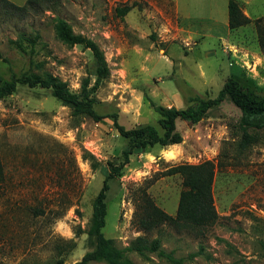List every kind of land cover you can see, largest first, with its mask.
<instances>
[{
	"label": "rangeland",
	"instance_id": "374dc122",
	"mask_svg": "<svg viewBox=\"0 0 264 264\" xmlns=\"http://www.w3.org/2000/svg\"><path fill=\"white\" fill-rule=\"evenodd\" d=\"M234 1L250 19L235 30L228 27L229 0H52L24 11L0 0V75L27 72L30 57L10 41L39 36L34 59L43 70L79 95L87 79L97 112L116 114L127 129H159L156 107L183 109L195 97L216 98L229 78L264 99L257 31L264 28V0ZM133 3L128 14L116 12ZM60 22L84 42L59 40ZM88 42L101 49L109 68L99 85ZM240 118L225 101L197 124L177 121L181 144L134 152L109 180L104 235L120 248L140 236L161 237L163 249L183 258L203 248L189 264H264V130H250L258 141L241 150ZM127 146L112 117H75L48 89L19 85L1 99L0 264H75L93 250L92 204ZM205 161L215 165L213 226L197 234L169 224L147 233L135 225L144 191L175 217L182 178L166 171ZM128 257L135 264H169L156 254Z\"/></svg>",
	"mask_w": 264,
	"mask_h": 264
},
{
	"label": "trees",
	"instance_id": "16d2710c",
	"mask_svg": "<svg viewBox=\"0 0 264 264\" xmlns=\"http://www.w3.org/2000/svg\"><path fill=\"white\" fill-rule=\"evenodd\" d=\"M13 8L24 11L29 6L40 3H48L52 0H27L23 6L15 5L8 0H2ZM124 5L117 8L116 12L121 16L128 14L134 7ZM250 19L244 15L239 5L234 0L228 2V27L235 30L246 26ZM260 49L264 52V28L257 25ZM56 34L59 40L69 45L83 43L80 36L74 35L63 22L56 26ZM39 36L27 38L22 36L18 41H10L23 54L30 57V69L20 75L12 73L8 79L0 75V100L13 95L19 85L30 88H43L51 91L53 97L72 109L73 116L86 117L94 122H100L107 117H112L114 126L124 139L128 140V146L123 151L124 161L119 165L110 164V171L103 182V186L92 204V221L88 231L93 250L86 253L81 261L75 264L105 263V264H135L128 253H137L147 258L150 254H156L169 264H189L188 261L201 255L203 248L190 254L187 258L177 257L173 251L163 249L161 237L148 239L137 237L126 248H120L114 239L107 238L103 233L107 216V192L109 180L120 175L123 167L129 162V157L136 151L146 150L156 145L167 147L183 142V137L177 129V121H185L197 124L208 113L219 107L223 102H232L240 111L241 118L238 122L239 148L245 150L258 141L256 135L250 130H264V99H256L249 95L234 78H229L216 98L204 99L195 97L186 108L177 109L163 106L156 107L160 115L159 129L153 125H142L127 129L118 122L117 115L104 116L97 112L95 105L97 99L90 96L89 83L86 79L82 86L81 94L73 93L67 82L50 72L43 70V64L35 61L36 43ZM93 51L96 63L97 85L107 78L109 68L101 49L88 42ZM7 62V60L4 59ZM41 71V72H38ZM180 175L182 178V190L179 197L177 214L175 217L168 215L158 206L144 191L136 202L135 225L147 233L160 230L164 224L174 226L179 230L190 229L197 234L213 226L218 215L213 200V181L215 165L211 161H205L197 165L180 164L166 171L165 176ZM5 180V169L0 158V189Z\"/></svg>",
	"mask_w": 264,
	"mask_h": 264
},
{
	"label": "crops",
	"instance_id": "0c3cea01",
	"mask_svg": "<svg viewBox=\"0 0 264 264\" xmlns=\"http://www.w3.org/2000/svg\"><path fill=\"white\" fill-rule=\"evenodd\" d=\"M8 1H10V2H12V3H15L16 5H22V4H24L27 0H8Z\"/></svg>",
	"mask_w": 264,
	"mask_h": 264
}]
</instances>
